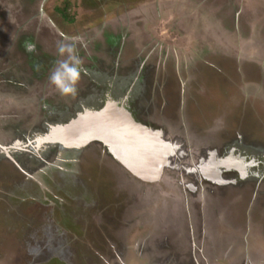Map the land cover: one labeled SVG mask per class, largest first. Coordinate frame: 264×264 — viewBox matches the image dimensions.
Returning a JSON list of instances; mask_svg holds the SVG:
<instances>
[{
  "label": "flooded vegetation",
  "instance_id": "flooded-vegetation-1",
  "mask_svg": "<svg viewBox=\"0 0 264 264\" xmlns=\"http://www.w3.org/2000/svg\"><path fill=\"white\" fill-rule=\"evenodd\" d=\"M52 1L0 0V166L9 164L29 179L28 161L40 172H76L65 165L84 156L112 172L117 187L127 191L115 232L121 243L111 244L110 263L103 243L97 250L82 242L92 252L85 260L203 264V251L178 239L183 225L189 239L195 233L203 238L221 222L229 230L231 224L264 233V0H56L51 14ZM66 1L82 8V19L63 17L58 8ZM61 43H73L82 60L74 96L62 95L49 80L63 59ZM234 70L240 80L226 88L215 113L204 114L200 100L213 97L203 76L230 84ZM251 70L257 80L250 79ZM27 72L34 84L27 85ZM123 113L150 136L158 164L177 162L179 177L171 168L162 182H144L102 140L70 146L56 140L61 131L77 134L81 123L101 125ZM190 183L196 190L208 186L210 193L197 200L194 220L179 210V194ZM114 197L118 208L123 195ZM207 207L211 211L204 213ZM145 234L151 244L143 243Z\"/></svg>",
  "mask_w": 264,
  "mask_h": 264
},
{
  "label": "rangeland",
  "instance_id": "rangeland-1",
  "mask_svg": "<svg viewBox=\"0 0 264 264\" xmlns=\"http://www.w3.org/2000/svg\"><path fill=\"white\" fill-rule=\"evenodd\" d=\"M59 2L53 0L49 5L51 14L54 4ZM72 13L77 19L83 17L82 8H73ZM157 29L162 32L166 27L162 24ZM251 74L250 79L257 80L256 73L251 70ZM203 77L207 80L208 96L213 100H200L202 112L215 113L219 100L225 97L226 88H232L240 80L239 72L230 73V84L221 76L212 77L207 72ZM24 78L27 85L35 82L29 72ZM150 80L152 83L153 78ZM239 113L244 114L236 112V119ZM244 122L248 124L253 120ZM38 167L37 163L28 161L24 168L30 178L26 179L11 165L0 166V264H89L90 261L85 259L88 255L92 259V252H87L82 242L93 244L97 250L102 249L103 243L107 254L110 253V263H113L111 244L119 246L121 243L115 232L124 217L123 201L127 191L117 187L111 171L103 172L88 157L65 165L76 172H62L56 168L53 172H40ZM104 178L107 182L99 181ZM38 181L43 182L44 187L39 186ZM116 195H123L118 208L114 205Z\"/></svg>",
  "mask_w": 264,
  "mask_h": 264
},
{
  "label": "water",
  "instance_id": "water-1",
  "mask_svg": "<svg viewBox=\"0 0 264 264\" xmlns=\"http://www.w3.org/2000/svg\"><path fill=\"white\" fill-rule=\"evenodd\" d=\"M121 116L123 117L119 118V120L108 117L103 121L105 124L90 123V127L85 126V128L83 123H81L82 127L77 134L84 133L87 136L76 144L81 145L92 139L102 140L110 144L113 151L119 155L129 171L144 182H162L170 173L168 171L166 173V169L171 168H173V173L179 177L180 173L175 165L177 162L167 156V160L171 159L172 161H164L158 164L157 154L150 145V139L148 138L150 136L143 133L130 117H126L125 113L121 114ZM186 168L189 169V167ZM202 171L205 173L203 169ZM193 172V169L190 170V173ZM187 173H189V170H187ZM207 188L208 186H203L201 190H196L193 183L184 187L183 193L179 194L182 196L179 210L186 211L187 214L189 213L190 218L194 220L197 200L202 201L209 198L210 193H206ZM167 190L168 188L162 187V194H167ZM214 192L218 194L216 191ZM155 211L153 210V212ZM209 211H211V207L203 209L204 213ZM144 212L145 216L149 214L147 210ZM221 223L213 227L216 230H205L203 238L195 233L189 239L188 230L184 225L182 226L183 230L182 228L177 229L176 232L179 234L178 239L184 238L188 249L194 250L193 248L197 247L203 251L205 260L203 264H264V235L252 232L244 233L241 230L234 229L231 224L229 230L226 224ZM191 227L194 229L195 225L193 224ZM144 238V244H151V235H146ZM192 264L194 263L192 262Z\"/></svg>",
  "mask_w": 264,
  "mask_h": 264
},
{
  "label": "clouds",
  "instance_id": "clouds-1",
  "mask_svg": "<svg viewBox=\"0 0 264 264\" xmlns=\"http://www.w3.org/2000/svg\"><path fill=\"white\" fill-rule=\"evenodd\" d=\"M58 54L63 57L56 62L54 69L50 72L49 80L62 95L76 94V84L81 76L82 60L77 54L73 43H61L58 45Z\"/></svg>",
  "mask_w": 264,
  "mask_h": 264
},
{
  "label": "bare ground",
  "instance_id": "bare-ground-1",
  "mask_svg": "<svg viewBox=\"0 0 264 264\" xmlns=\"http://www.w3.org/2000/svg\"><path fill=\"white\" fill-rule=\"evenodd\" d=\"M103 124H105V122H103ZM83 130V129H82ZM84 132V131H82ZM87 135L84 134V133H80V134H72V133H69L68 131H61L56 140L60 141V142H63L64 144H66V146H70V145H73L77 142H80L82 141L81 139L85 138Z\"/></svg>",
  "mask_w": 264,
  "mask_h": 264
},
{
  "label": "trees",
  "instance_id": "trees-1",
  "mask_svg": "<svg viewBox=\"0 0 264 264\" xmlns=\"http://www.w3.org/2000/svg\"><path fill=\"white\" fill-rule=\"evenodd\" d=\"M72 4L68 1L64 2L60 8H58V11L63 15V17L68 21H74L75 16L72 13Z\"/></svg>",
  "mask_w": 264,
  "mask_h": 264
}]
</instances>
